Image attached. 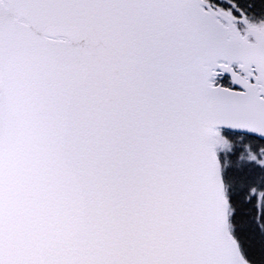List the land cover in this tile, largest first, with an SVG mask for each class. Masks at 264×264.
Listing matches in <instances>:
<instances>
[{
    "label": "snow or ice",
    "instance_id": "6c2138e0",
    "mask_svg": "<svg viewBox=\"0 0 264 264\" xmlns=\"http://www.w3.org/2000/svg\"><path fill=\"white\" fill-rule=\"evenodd\" d=\"M0 264H264V0H0Z\"/></svg>",
    "mask_w": 264,
    "mask_h": 264
}]
</instances>
